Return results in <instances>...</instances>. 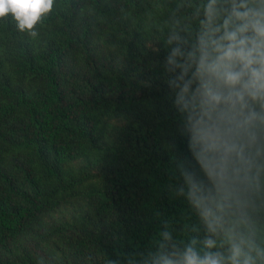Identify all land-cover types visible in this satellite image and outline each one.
Segmentation results:
<instances>
[{
	"label": "trees",
	"instance_id": "trees-1",
	"mask_svg": "<svg viewBox=\"0 0 264 264\" xmlns=\"http://www.w3.org/2000/svg\"><path fill=\"white\" fill-rule=\"evenodd\" d=\"M208 3L54 0L36 37L0 18V264H264V145L221 171L168 85Z\"/></svg>",
	"mask_w": 264,
	"mask_h": 264
},
{
	"label": "clouds",
	"instance_id": "clouds-1",
	"mask_svg": "<svg viewBox=\"0 0 264 264\" xmlns=\"http://www.w3.org/2000/svg\"><path fill=\"white\" fill-rule=\"evenodd\" d=\"M54 0H0L20 32L36 37L35 26ZM195 45L178 35L165 65L175 104L191 125L202 155L221 171L242 146L264 145V0H209ZM211 158V159H210ZM211 171V169H210ZM208 246L212 241L206 242ZM168 264H174L169 261ZM180 264H220L189 246Z\"/></svg>",
	"mask_w": 264,
	"mask_h": 264
},
{
	"label": "rangeland",
	"instance_id": "rangeland-1",
	"mask_svg": "<svg viewBox=\"0 0 264 264\" xmlns=\"http://www.w3.org/2000/svg\"><path fill=\"white\" fill-rule=\"evenodd\" d=\"M60 211H61V210H58V213H59ZM56 214H57V213H54L53 215H55V216H56Z\"/></svg>",
	"mask_w": 264,
	"mask_h": 264
}]
</instances>
